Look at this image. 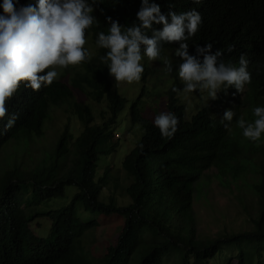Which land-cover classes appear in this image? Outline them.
Masks as SVG:
<instances>
[{
  "label": "trees",
  "instance_id": "1",
  "mask_svg": "<svg viewBox=\"0 0 264 264\" xmlns=\"http://www.w3.org/2000/svg\"><path fill=\"white\" fill-rule=\"evenodd\" d=\"M150 2L163 13L169 7L199 11L203 22L187 41L189 54H196L197 44L211 43L221 60L237 66L245 54L251 83L242 93L229 87L216 100L200 96L190 110L182 92L171 91L173 84L183 86L180 58L172 59L171 73L163 62H145L163 66L156 104L143 101L142 86L126 114L127 130L142 134L115 163L110 156L121 136L114 129L127 98L100 60L107 50L95 41L97 33L108 32L106 17L125 26L138 23L141 0H98V22L86 30L95 46L92 59L39 91L21 84L7 104L9 113L19 114L15 125L4 129L8 117L0 120V264H264V133L253 142L236 124L240 116L254 121L252 109L264 107V0ZM27 3L35 0L17 6ZM176 47L163 43L162 55ZM53 107L67 113L65 123L53 144L41 146ZM230 108L236 113L231 131L222 120ZM162 111L180 121L170 140L153 123ZM101 155L110 158L99 167ZM211 179L229 190L230 212L214 210ZM69 186L74 194L60 205ZM201 200L200 220L195 205ZM113 218H120L114 236L99 246L92 232L109 230Z\"/></svg>",
  "mask_w": 264,
  "mask_h": 264
},
{
  "label": "clouds",
  "instance_id": "2",
  "mask_svg": "<svg viewBox=\"0 0 264 264\" xmlns=\"http://www.w3.org/2000/svg\"><path fill=\"white\" fill-rule=\"evenodd\" d=\"M193 2L200 3L201 0ZM97 3L98 0H35L34 4L17 6L19 0L15 3L14 0H3L0 4L3 9L0 14V120L8 117L4 129L12 128L19 118L18 113H9L7 104L21 84L39 91L58 78L57 67L76 66L92 59L84 45L87 43L86 30L98 22L93 15ZM136 17L138 23L131 26L106 17L110 25L107 34L97 33V48L107 50L100 60L115 83H139L144 73L141 61L145 56L152 62L162 61L165 71L171 73L173 61L162 55V44L172 42L178 43L174 55L182 61L176 70L183 85L180 88L173 84V93L182 92L187 97L197 91H206L207 101L216 100L217 94L226 92L229 87L242 93L251 83L252 74L245 54L239 56L238 66L221 60L223 53L220 50L213 52L211 43L197 44L196 54H189L187 41L203 22L199 11L176 12L169 7L163 13L160 4L141 0ZM154 25L162 27L158 29ZM252 113L254 121L240 116L236 124L245 138L255 142L264 133V107L256 106ZM235 115L233 109H225L222 116L226 121L225 129L231 131ZM179 122L171 111H162L153 120L160 135L169 140L178 131Z\"/></svg>",
  "mask_w": 264,
  "mask_h": 264
},
{
  "label": "rangeland",
  "instance_id": "3",
  "mask_svg": "<svg viewBox=\"0 0 264 264\" xmlns=\"http://www.w3.org/2000/svg\"><path fill=\"white\" fill-rule=\"evenodd\" d=\"M86 40L87 43L84 45V47L91 53L94 54L95 53V46L92 43V40L90 39V37L88 35H86ZM163 55H166L168 57H170L171 59L175 58L176 56L174 55V50H164L163 51ZM146 57V56H145ZM145 57L142 59L141 63L143 64L144 67H148L149 68V75L144 77V75L146 74V71L144 69V73L142 74V79L139 83L133 82L132 84H127L126 82H121L119 84L115 83L114 78L113 82L115 84H117L119 86V93L120 95L124 96L127 98V102L126 105L124 107V109L122 110V112L119 115V120L118 123L115 126V132L120 134V140H119V145L117 148V151L110 157H112L115 161V163H120V161L123 159V157L125 156V154L134 146L135 142L140 138L142 131L139 130L138 128H134L133 131H128L127 127V121H126V114L128 112L129 106L131 104V102L138 96V94L141 92V89H143L142 86L146 87L145 89V93L146 96L143 98V101H145L147 103V105H155L156 104V98H155V92H156V87H157V83H159L158 80H160L161 76H162V68L161 67H156L153 68V65L151 67V65H144L145 62H148L149 64L154 63L155 61H149L147 59H145ZM159 63H162V61H159ZM146 64V63H145ZM80 69L79 65L76 66H69L67 68H59L57 67L55 70L59 73L58 78H60L62 76L63 73H70L71 75H74L75 72L77 70ZM51 70V69H49ZM57 78V79H58ZM165 81V80H164ZM169 83H167V81H165V86H168ZM164 86V85H163ZM183 98V102L187 105L188 109L193 110L195 108L196 105H199L200 102V96H202L203 98L207 97V92H195L192 94H189L187 97L181 93ZM67 113L62 111V108L59 107H53V109L50 112V120H47L44 126V133H45V137H46V141L38 144H41V146H49L50 144H53L56 140V137L58 136V134L61 132V130L63 129V125L65 123V119H66ZM110 157L107 156H103L101 155L99 157L98 160V164L99 167L101 166V164H105ZM210 187L208 188L210 194L209 196H211L213 202H214V210H223L225 212H230L233 208V206L231 205V203L233 204L232 197L231 195L228 193L229 190L224 189L222 187H220L217 183V181H215V179H211L210 181ZM75 191L74 187H67L66 188V194L64 195V197H62L60 199V205H63L65 203H67L69 201V199L72 197V195L74 194L73 192ZM199 200V199H198ZM200 202V201H199ZM197 203L196 206V211L198 210V217L199 219H203L205 214L203 213V206L202 204V200L201 203ZM229 216L230 213H227ZM236 218H242V217H233L230 218L232 221L233 220H237ZM114 220L112 221L113 223L111 224V226L109 227V230H105V232L103 230L100 231H95L92 232L93 235L95 236L99 246L103 245L104 241H105V236L108 237H113V232L115 231V225L119 224L120 218H113ZM206 220V219H204ZM115 221V222H114ZM206 227L208 228H212V229H216L217 228V224L215 223H211L208 224L206 223ZM96 244V242H94Z\"/></svg>",
  "mask_w": 264,
  "mask_h": 264
}]
</instances>
